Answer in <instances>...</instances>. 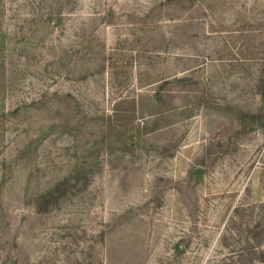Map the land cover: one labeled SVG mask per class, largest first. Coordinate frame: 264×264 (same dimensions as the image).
Returning a JSON list of instances; mask_svg holds the SVG:
<instances>
[{"label": "rangeland", "instance_id": "1", "mask_svg": "<svg viewBox=\"0 0 264 264\" xmlns=\"http://www.w3.org/2000/svg\"><path fill=\"white\" fill-rule=\"evenodd\" d=\"M262 69L264 0H0V264H264Z\"/></svg>", "mask_w": 264, "mask_h": 264}, {"label": "trees", "instance_id": "2", "mask_svg": "<svg viewBox=\"0 0 264 264\" xmlns=\"http://www.w3.org/2000/svg\"><path fill=\"white\" fill-rule=\"evenodd\" d=\"M186 81V80H185ZM167 84V81H163L159 86H158V88H157V90H156V92H155V99H156V101L161 105V106H163L164 105V103L166 104V103H169L170 102V100L171 99H173V95H170L169 93L168 94H166V93H164V86ZM192 85H194L196 88H198V82L197 81H192ZM259 87H260V94H261V97H262V102L264 103V69H262L261 70V75H260V78H259ZM198 90V92L200 91L199 90V88L197 89ZM196 96V98H199L200 97V95L197 93V94H195ZM206 168H202V167H195V168H192V170H191V175L193 174V173H196V174H199V175H201V174H203V172H204V170H205ZM52 194L53 193H49V194H47L46 196H42V197H40L41 198V201L42 200H44V202H45V200L47 199V198H51V196H52ZM52 199H49L47 202H50ZM44 204V203H43ZM42 203L40 204L39 203V208H38V211L39 212H41V210L43 209L42 208V205H43ZM46 205V204H45ZM47 206V205H46Z\"/></svg>", "mask_w": 264, "mask_h": 264}]
</instances>
